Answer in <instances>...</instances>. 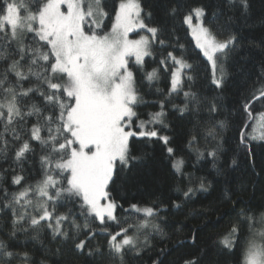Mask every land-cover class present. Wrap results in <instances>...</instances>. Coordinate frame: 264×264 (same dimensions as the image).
<instances>
[{"label": "snow or ice", "instance_id": "6c2138e0", "mask_svg": "<svg viewBox=\"0 0 264 264\" xmlns=\"http://www.w3.org/2000/svg\"><path fill=\"white\" fill-rule=\"evenodd\" d=\"M252 9L168 0L158 21L145 0H0V264H67L65 249L82 264H164L173 241L186 251L172 264H264V58L252 75L239 66L236 119L219 118L228 62L244 48L264 56V36L237 31L264 28ZM169 111L192 117L182 148ZM155 141L183 197L173 209L219 185L218 204L189 213L204 222L182 238L157 201L125 207L115 194ZM202 161L213 180L197 175Z\"/></svg>", "mask_w": 264, "mask_h": 264}, {"label": "trees", "instance_id": "16d2710c", "mask_svg": "<svg viewBox=\"0 0 264 264\" xmlns=\"http://www.w3.org/2000/svg\"><path fill=\"white\" fill-rule=\"evenodd\" d=\"M145 2L152 7L156 20H166L164 10L168 4V0H145ZM186 2L189 4H195L198 0H186ZM199 2L211 5L215 3V0H199ZM252 3L253 17H258L264 13V4L261 3V0H252ZM176 23L177 27H179V22L177 21ZM249 25V27H244L242 24L237 26V31L240 33L241 38L245 42L251 39L258 40L261 36H264V28H262L259 23L250 21ZM179 35L182 38V42L188 46L191 41V37L186 35L184 30H181ZM196 53L197 50L194 48L193 42V45L188 47V54L195 57ZM239 56H246L247 59L240 60ZM239 56L235 61L230 60L227 65L231 78L224 93V99L222 101L224 107L221 110L222 115L219 118L229 121H234L236 119L235 113L233 112V101L236 98L235 94L243 79L241 74L238 72L239 66L243 65L244 71L249 75H252L258 72L260 61L264 58L259 50L250 48L242 49ZM197 63L199 62L197 61ZM199 70L200 76L203 78L206 71L204 65H200ZM198 83H202L204 90H207V82L202 79ZM160 87L163 88L164 85L161 84ZM176 102L179 103V101ZM154 110L156 109L152 108L147 109L146 111ZM167 119L172 126V130L167 134L174 137L173 146L178 144L182 148V140L185 137L187 130L192 127L190 122L192 117L186 115L182 119L178 113L169 111ZM143 151L147 153V157L142 161L136 162L132 171L128 172L126 176L122 175L117 178V191L115 194L118 199L121 197L124 198L121 199V203H123L125 207H127L128 203H151L153 201H157L162 208L167 209V211L161 212V216L166 217L168 223L165 230L171 234L180 223H183L184 232L180 233V237L182 238L184 233L188 232L189 228L204 222L202 217H194L189 213L197 212L201 208L209 205L216 206L218 204L217 197L220 195L218 190L219 185H214V187L207 193L198 192L193 200L189 201L182 209L175 210L171 207L172 201L177 199L182 200L183 197L180 193L174 190L175 184L172 178L171 168L167 160L165 146L161 142L155 141L151 147H145ZM255 151L257 164H259L261 159L264 158V149L257 147ZM197 168L199 169V171H197V175H206L209 180H213L215 177V172L210 163L202 161L201 164L197 165ZM257 196H259V193H257ZM226 209V205H220L219 212H217L216 215H219L220 212H224ZM211 219L212 221H215L216 216H212ZM216 230L217 229L209 225L204 230L202 238H206L208 234ZM164 246L170 250L168 255L161 256L164 264H172L173 261L181 257L186 251L183 247L175 246L174 241L172 244ZM29 247H31V245H29ZM150 255H155V253H151ZM64 259L67 261V264H82V262L75 257V254L71 253L68 249H65ZM145 264H147V257H145Z\"/></svg>", "mask_w": 264, "mask_h": 264}]
</instances>
